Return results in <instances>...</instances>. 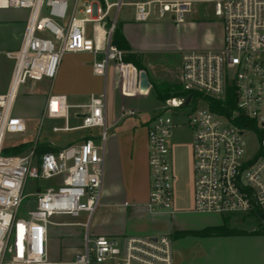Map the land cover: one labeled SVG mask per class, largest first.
I'll return each mask as SVG.
<instances>
[{"label":"built area","instance_id":"2783aa9c","mask_svg":"<svg viewBox=\"0 0 264 264\" xmlns=\"http://www.w3.org/2000/svg\"><path fill=\"white\" fill-rule=\"evenodd\" d=\"M215 3L222 22V46L183 52L180 84L225 99L236 96L231 115L203 105L187 112L183 95L161 102L164 112L148 122V164L151 190L146 207L151 213L169 212L174 201L175 176L171 163V138L177 127L173 114L186 117L192 134L194 159V211L232 215L264 208V0H0V9H28L20 48L7 55L14 60L11 84L0 94V264H174L173 237L127 236L115 239L90 234L94 213L101 203L105 140L107 138V94L91 95L84 104L71 105L64 94L48 96L44 116L63 118L65 125L54 131L101 128L103 144L89 132L79 143L38 156L33 147L26 154L2 153L9 134L27 130L25 120L13 114L17 91L29 79H54L66 53L91 52L94 74L107 77L111 61L118 63L127 95L141 93L140 73L123 59L124 51L113 42L122 5L134 6V19L170 17L185 21L195 3ZM116 11L113 14V11ZM101 24L100 35L88 36V25ZM102 35L100 40V36ZM105 48L101 49L100 43ZM82 123L71 126V109ZM252 121L236 123L239 115ZM134 115L135 110L124 112ZM256 146L247 149V137ZM61 177L59 184L38 188L34 207H25L29 177ZM25 208V209H24ZM69 223L83 229L84 250L69 261L48 260L49 230L63 225L55 216L79 217ZM173 212V211H172Z\"/></svg>","mask_w":264,"mask_h":264},{"label":"rangeland","instance_id":"374dc122","mask_svg":"<svg viewBox=\"0 0 264 264\" xmlns=\"http://www.w3.org/2000/svg\"><path fill=\"white\" fill-rule=\"evenodd\" d=\"M113 1V0H111ZM126 2L134 0H124ZM72 5L73 0H69ZM195 10L186 16V19L182 23H176L172 18H152L148 21H136L134 19V6L130 4L122 5L119 16L118 25L123 27L124 34L128 40L132 51L139 54L141 62L148 68L150 81L155 85L152 92L149 94L140 95L137 98H124L120 99V102L124 105H111L112 92L115 87L118 86V75L114 70L115 61H111L109 65L108 77L94 76L92 74V62L94 55L92 53L77 54L66 53L61 61L82 62L80 68V76L82 77L83 87L91 83H96L94 79L96 77L102 78V93L106 91L107 94V123L108 131L107 138L105 140V151L107 153V144L112 136V133H117L119 129L125 130V133H129V129L133 124H137L139 127L138 135L141 139H145L146 130L141 124V120L153 118L155 115L164 112L165 114L172 115L169 111L162 109L161 102L157 99V90L164 91L170 87L174 88V84H179L181 77L182 67V55L186 50L191 49H205V48H219L222 45V22L221 19L215 15V3H195ZM11 9V8H10ZM13 9V8H12ZM115 10L113 14H115ZM102 30L101 24L88 25V36L96 39ZM102 35L100 36V40ZM14 39H12L13 41ZM5 42V41H4ZM7 44L0 43V54H5ZM101 49L105 48L104 44L100 43ZM20 48V47H19ZM72 55V56H70ZM61 65V62H60ZM59 65V67H60ZM91 65V67H90ZM59 71V69H58ZM57 76V75H56ZM87 81V82H86ZM28 83V84H27ZM21 84L17 91V97L14 103L13 114L16 116H25L27 130L22 134H9L5 145L13 146L22 142L31 141L37 143H50L55 146L62 147L63 145L79 140L87 133L92 132L97 144H103L101 139V128H94L91 130H71V131H54V126L62 127L65 125L64 119L50 118L48 116H42V109L49 93L50 85H47L45 90L33 91L28 88V85L32 81ZM70 84H78L70 82ZM181 88L182 85H180ZM106 88V89H105ZM105 89V90H104ZM56 89H52L55 93ZM121 104V103H120ZM203 105L202 101L193 100L189 106H185L186 111L189 113L194 108ZM128 110H135L134 115H125L124 112ZM73 109L71 111L70 125L76 126L82 123V119H78L74 116ZM112 114H115L118 118L117 125L111 124ZM173 119L177 127L172 134V170L175 176L174 180V201L169 212L150 214L147 207L145 208L146 214L133 216L131 219L135 226L144 227L150 226L157 231L153 235L167 234L172 235L169 231L170 225L173 230L179 229L178 226H194L199 220L204 219H218L223 220L228 217L227 214L220 213H198L189 212L184 213L179 211L180 207L177 205L178 199H184L188 203L191 196L194 200V179L195 173L193 170L194 159L192 154V138L191 129L187 124L186 117L175 112ZM119 128V129H118ZM127 129V130H126ZM257 142L253 136L247 137V149L251 150L256 146ZM28 151H24L20 154H26ZM106 174V162L104 168V180ZM61 177H53L50 179L45 178H32L29 177L26 182L24 194L26 195L24 200L25 207L32 208L36 204V192L38 188L45 189L59 184ZM149 185L151 186V175L149 171ZM104 187V182H103ZM104 199V192H102L101 203L93 215L90 234L92 237L101 235L103 233V224L97 219V212L101 208ZM194 202V201H193ZM194 204V203H193ZM189 209H192L194 205H188ZM187 206V207H188ZM25 209V208H24ZM173 211V212H172ZM250 219L254 222V226L258 228L260 220L253 215V213L244 214L236 213L230 215L229 223L235 221H242L244 219ZM58 220L84 221L87 219L86 213H81L79 217L62 216L56 217ZM50 241L48 244V260L51 262H58L62 260L71 259L77 253L74 248L75 241L81 239L76 238L72 232L80 229L78 226H64L56 227L52 226ZM166 229L167 232H160V229ZM168 228V229H167ZM72 233V234H71ZM84 250V244L81 249Z\"/></svg>","mask_w":264,"mask_h":264},{"label":"crops","instance_id":"0c3cea01","mask_svg":"<svg viewBox=\"0 0 264 264\" xmlns=\"http://www.w3.org/2000/svg\"><path fill=\"white\" fill-rule=\"evenodd\" d=\"M28 16V9H0V43L7 44L6 48H4L5 54H0V94H4L8 91L14 68V60L10 58L7 53L10 51H17L19 49ZM12 39L14 40L12 41ZM86 53L90 54L91 52ZM77 54L81 55L85 53H73V55ZM80 63L82 62L74 61L71 63L69 61H61L59 71L54 79H29L28 81L31 80L32 83L28 85V88L33 91H38L42 89L45 90L47 85H50L48 96L49 94L54 93L52 92V89H56L55 94L66 95L68 102L71 105L87 103L91 95H98L103 92L102 78L96 77V79H94L96 83H91L87 85L86 88H84V82H82V77L79 74L80 68L82 66ZM136 68L138 71H142L138 69L137 66ZM145 68L149 76L148 68L146 66ZM114 70L117 72L116 74L118 75L119 84L112 92L111 105H124L125 103H122L123 101L120 102L121 98H137L140 95H147L152 92L154 85L149 78L151 85L146 91L141 89V93L139 94H125L122 90L123 77L117 62L114 64ZM92 74L94 76H100L94 74L93 69ZM107 77H105V79ZM70 82L78 84H70ZM48 96L45 103L43 104L44 108L42 109V116H44V110L47 104ZM73 109H71V111ZM115 116V114H112L111 119V124L114 126H116L118 122V118ZM19 117L26 120L25 116ZM75 117L80 119L77 116ZM150 119L152 118L141 120L143 128L147 129L145 139L140 138L138 135L139 127L137 124H133L129 129V131L132 132L129 133H125V130L118 128V132L112 133V136L107 144V153L105 151L106 174L102 191L104 192V199L101 208L97 212V219L100 222H104L102 225L104 230L101 234L103 236H108L115 239H123L127 236H150L157 231L150 226L138 228V226H135L136 224L132 223L134 219H131L133 216L146 214L144 212L146 210V203L151 190V186L149 185V149L147 128ZM87 135L88 133L84 137ZM84 137L76 141H71L62 147L79 143ZM172 142L173 141L171 139V143ZM52 146H54L56 149L60 148V146ZM193 201L194 200L192 196L188 203H186L184 199H178L177 205L180 207L179 211L184 213L195 212L194 207L189 209L188 206L194 205ZM149 213L159 214L151 213L150 211ZM62 216H55L53 220L57 223L64 224L52 226H70L68 225L69 223L79 221H64L56 219V217ZM228 217L230 218V215H228ZM223 223L224 219H204L194 223V226L184 227L176 225L179 227V229L175 230H173L172 226L170 225L169 231L173 234L178 230H197L208 226L221 225ZM229 225L236 229L245 230L248 233L237 235L189 234L186 236L173 237L174 264H264V234L252 233L257 229L254 226V222L250 221L248 218L242 221L232 222L231 224L229 223ZM79 228L80 229L72 232L76 238L81 239L80 241H75L74 243V248L77 250V253L82 251L81 249L83 247V229L81 227ZM159 231L163 233L167 232L168 230L162 228L158 230V233ZM51 233V230H49L48 244L50 241V236L52 235ZM74 257L58 262L69 261Z\"/></svg>","mask_w":264,"mask_h":264},{"label":"trees","instance_id":"16d2710c","mask_svg":"<svg viewBox=\"0 0 264 264\" xmlns=\"http://www.w3.org/2000/svg\"><path fill=\"white\" fill-rule=\"evenodd\" d=\"M113 42L117 45V47L124 51L123 59L125 62H130L135 64L138 69L146 70L145 66L140 60L139 54L132 51V48L125 37L123 27L121 24H117L116 29L113 34ZM148 74V73H147ZM177 83L174 84V88L170 87L164 91L157 90V99L160 101H164L167 98L175 95H183L188 96L192 94V100L198 101L200 98L206 99L210 103V107L212 110L223 113L226 115H231L236 107V96L234 91L230 90L225 99H216L212 96L206 95L199 91H189L180 87ZM155 89V85L153 86ZM240 121L248 122L252 124V121L248 120L243 113H241L236 120V123H241ZM33 147H35V152L38 156H41L43 153L51 150H55L56 148L49 143H35L31 141L22 142L13 146L4 145L2 153L6 155H18L24 151H30ZM253 215L256 216L260 220V225L258 228L252 233L264 234V208H257ZM248 233L245 230H240L233 228L229 225V217L224 219V223L221 225L208 226L203 229L197 230H178L172 234V237L186 236L189 234L196 235H237V234H246Z\"/></svg>","mask_w":264,"mask_h":264},{"label":"water","instance_id":"95a60500","mask_svg":"<svg viewBox=\"0 0 264 264\" xmlns=\"http://www.w3.org/2000/svg\"><path fill=\"white\" fill-rule=\"evenodd\" d=\"M150 81H149V76L145 70H142L140 73V87L143 91H146L150 87ZM192 98V94L183 97L182 100L185 104H188L189 101Z\"/></svg>","mask_w":264,"mask_h":264}]
</instances>
